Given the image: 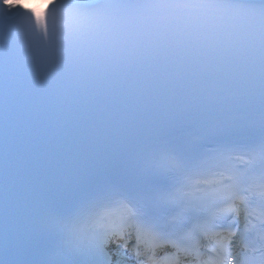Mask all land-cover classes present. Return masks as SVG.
I'll list each match as a JSON object with an SVG mask.
<instances>
[{
	"label": "snow or ice",
	"instance_id": "6c2138e0",
	"mask_svg": "<svg viewBox=\"0 0 264 264\" xmlns=\"http://www.w3.org/2000/svg\"><path fill=\"white\" fill-rule=\"evenodd\" d=\"M0 264H264V0H0Z\"/></svg>",
	"mask_w": 264,
	"mask_h": 264
},
{
	"label": "bare ground",
	"instance_id": "6f19581e",
	"mask_svg": "<svg viewBox=\"0 0 264 264\" xmlns=\"http://www.w3.org/2000/svg\"><path fill=\"white\" fill-rule=\"evenodd\" d=\"M32 1L39 3V5L41 6H46V1L49 2L50 0H20V2L25 4L26 6Z\"/></svg>",
	"mask_w": 264,
	"mask_h": 264
}]
</instances>
